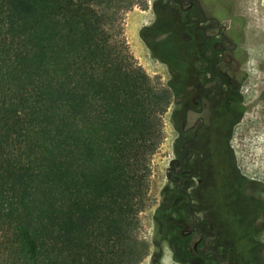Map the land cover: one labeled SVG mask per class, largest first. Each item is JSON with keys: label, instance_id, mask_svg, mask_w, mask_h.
<instances>
[{"label": "trees", "instance_id": "16d2710c", "mask_svg": "<svg viewBox=\"0 0 264 264\" xmlns=\"http://www.w3.org/2000/svg\"><path fill=\"white\" fill-rule=\"evenodd\" d=\"M132 4L0 0V264L147 254L139 214L170 94L117 38ZM175 191L164 187L158 208ZM247 199L264 226V195ZM155 219L165 231V216Z\"/></svg>", "mask_w": 264, "mask_h": 264}, {"label": "rangeland", "instance_id": "374dc122", "mask_svg": "<svg viewBox=\"0 0 264 264\" xmlns=\"http://www.w3.org/2000/svg\"><path fill=\"white\" fill-rule=\"evenodd\" d=\"M131 1L133 4L121 12L116 23L115 32L119 30L117 38L125 42L136 63L156 86L166 89L170 94V102L162 115V139L150 159L147 206L139 214L138 237L147 244V254L139 264H182L172 258L171 243L175 242V238L167 233L165 226V231L159 226L155 212L161 202L163 188L172 189L174 186V181L167 177V170L169 167L178 170L175 157L183 151L181 142L188 137V134H182L180 131L186 108L194 103L198 104L200 89L203 86L216 85L220 80L212 75L211 66L206 60L211 53L210 46L203 44V59L198 52L197 42L192 45L191 52L185 51L187 53L183 54L187 65L185 75L181 78L171 77L166 64L158 58L153 49L160 46L157 42L162 38L151 30L154 11H159V7L154 10V0ZM231 1L232 12L244 19L240 30L238 66L222 65L221 69L225 72L222 89L209 91L205 95L203 111L199 114L189 113L186 126L201 115L204 118L205 130L202 133L206 137L205 147L212 143L216 148L213 151H218V145L223 141V153L227 140L225 134L229 129L226 146L232 151L234 166L231 165L238 173V179L241 178L242 181V185L237 183L238 188L246 197L255 193L264 195V0ZM181 14L183 18L184 15ZM225 24H228V21H225ZM166 56L171 57V52L166 53ZM202 150L200 147L195 150L200 157ZM223 159L222 165L218 163L219 167L224 169L222 175L228 173L231 168L224 154ZM255 182L260 185L255 186ZM200 184V174H193L187 189L194 196H199ZM261 220L262 216L255 219L254 239L256 243L263 245L264 226ZM257 251L258 259L262 257L264 264V249L258 247Z\"/></svg>", "mask_w": 264, "mask_h": 264}, {"label": "flooded vegetation", "instance_id": "af4514ba", "mask_svg": "<svg viewBox=\"0 0 264 264\" xmlns=\"http://www.w3.org/2000/svg\"><path fill=\"white\" fill-rule=\"evenodd\" d=\"M153 5L159 11H154L151 30L156 36H162L157 42L160 46L153 49L171 77L185 75L187 65L183 54L191 52L197 42L203 59V44L210 46L211 53L206 60L212 75L220 80L216 85L203 86L198 104L186 108L180 131L188 137L181 142L183 151L175 157L178 170L174 167L167 170V177L174 181L176 193L173 195L177 197L168 201L170 206L157 208L155 212L158 218L165 216V229L175 238L171 243L172 258L182 264H262V257L258 259L256 252L264 246L254 239L256 218L249 200L238 188L242 181L232 167V151L224 145V153L221 152L223 141L218 151H213L216 148L212 143L205 147L201 115L186 126L189 113L203 111L205 95L222 89L225 74L222 65L238 66L241 39L238 15L232 12L231 0H154ZM169 52L171 57L166 56ZM199 147L203 149L201 157L195 151ZM223 154L231 168L222 175L224 169L218 163H224ZM193 174H200L199 196L187 189Z\"/></svg>", "mask_w": 264, "mask_h": 264}]
</instances>
